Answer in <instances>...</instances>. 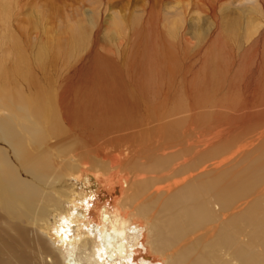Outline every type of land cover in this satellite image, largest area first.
<instances>
[{
  "label": "rangeland",
  "instance_id": "1",
  "mask_svg": "<svg viewBox=\"0 0 264 264\" xmlns=\"http://www.w3.org/2000/svg\"><path fill=\"white\" fill-rule=\"evenodd\" d=\"M253 3L254 0H0V90L7 87L15 93L20 90L35 102L42 99L38 113L44 142L31 144L22 126L19 131L32 155L46 154L54 161V169L46 170L50 181L41 184L43 191L54 193L56 199L63 189L83 192L74 179L76 174L85 176L90 172L104 178V184L109 182L105 185H118L119 177L138 170L130 165L127 168L126 163L117 168L102 162L103 167L97 168L94 152L98 144L110 140L117 146L133 139L128 134L148 122L151 113L155 117L149 124L152 130L162 120L168 128V122L176 125L174 120L184 119L185 114L189 118L188 102L196 106L197 131L208 133L222 122H227V127L232 122L236 129L235 134L222 136L223 141L214 146L212 152H218L213 162L228 158L231 151L251 142L255 134L264 130V12H252ZM210 4L214 14H208ZM263 5L259 10L263 11ZM150 7L159 14L153 11L158 15L146 17L143 11ZM14 41L19 43L22 61L13 49ZM173 109L177 115L180 111L183 114L175 117ZM241 109L252 113L246 115L248 118L237 115ZM10 110V106H4L0 117L10 114ZM162 111L172 114L164 118L166 122L157 116ZM36 117L33 113L26 121ZM183 119L177 120L182 124L177 123V129L170 128L180 131L188 120ZM17 121L23 119L17 117ZM0 147L17 165L19 176L30 180L21 159L1 138ZM202 148H198L200 152ZM227 161L220 167L213 165L212 176L233 179L246 174L251 181L264 178V136ZM139 165L140 171H145V166ZM99 188L98 184L96 191ZM259 193L257 198L264 200V182L237 202L247 203L240 210L248 212L249 201ZM101 197L110 200L107 195ZM61 200L64 203L60 209L65 211L69 204L64 197ZM261 204L264 207V202ZM261 207L243 212L249 222L261 221ZM153 211L140 218L144 236L149 232L146 221L156 212ZM55 213L54 207L49 208L46 218L52 221ZM47 224L41 231L45 243L58 250ZM21 226L35 230L27 223ZM244 230L245 240H249L252 226ZM150 256L162 260L158 254Z\"/></svg>",
  "mask_w": 264,
  "mask_h": 264
},
{
  "label": "bare ground",
  "instance_id": "2",
  "mask_svg": "<svg viewBox=\"0 0 264 264\" xmlns=\"http://www.w3.org/2000/svg\"><path fill=\"white\" fill-rule=\"evenodd\" d=\"M263 3L264 0H254L252 12L262 15L264 8L263 11L259 10V6ZM210 8L208 14H214L212 4ZM153 11L146 9L143 13L150 17L147 15H152ZM12 43L22 61L19 43ZM194 105L188 102L190 112L186 111L190 113L189 118L187 114L184 119L179 118L188 119L181 130L178 128L180 131L170 128L182 125L176 118V125L167 121L169 128L167 123H162L163 120L159 123L155 119L160 125L152 124L156 129L152 130L149 124L155 117H151V113L148 122L144 123L146 126L143 124L127 133L133 139L122 145L116 139L118 142L114 144L118 143L117 146L105 140L95 148L97 168L103 167L102 162L117 168L126 163V167L130 165L138 172H128L124 177H119L118 185L111 186L105 185L109 182L104 184V178L99 174H76L75 183L84 189L83 192H71V195L63 189L56 199L54 193H45L41 187V184L47 185L50 181L46 170L54 169V161L51 162L46 154L32 155L26 149V140L19 131L22 126L21 131L29 134L31 144L41 145L44 142L38 113L42 99L35 102L20 90L16 93L7 87L0 90V109L4 110V106L11 108L10 114L0 117V138L8 143L14 156L21 159L24 171L30 178L19 176L17 165L10 161L7 150L0 147V264H231L232 261L236 264H264V207H261L264 200L257 198L260 193L254 195L249 201L248 212L240 210L247 203L237 205L238 201L249 197V192L256 190L264 178L251 181L246 174L233 179L211 174L213 165L220 167L236 153L244 152L250 143L264 136V130L255 134L251 142L233 153L231 151L230 157L213 162L218 152H212L214 146L223 141L222 136L235 134L236 129L232 122H228L230 127H227L224 121L225 124L222 122L215 129L217 131H197ZM177 107L180 108V105ZM64 108L65 118L68 119V107ZM175 110H172V114L176 117ZM251 111L248 109L237 115L248 118L246 115ZM162 112L157 115L160 119L171 118L170 112L169 115ZM33 113L37 116L34 121H26ZM17 117H21L23 122H18ZM58 130L63 131L61 127ZM218 138L222 140L218 141ZM201 147L200 152L198 148ZM139 163L145 166V171H140ZM71 164L74 165L73 162ZM141 175L144 178H140ZM170 179L172 181L165 183ZM98 184L99 192L96 191ZM152 188L153 193L150 191ZM100 195H107L110 200L102 199ZM63 197L69 204L65 211L60 209L64 203L61 200ZM142 197L145 199L141 200ZM51 207L56 212L52 221L46 218L47 210ZM260 207L261 221L249 222L247 213ZM151 211L154 213L146 221L149 232L144 236L141 219ZM243 212L247 213L244 215ZM47 221L52 231L50 238L58 250L46 245L41 233L48 225ZM22 223L35 226V230L23 228ZM247 226H252L249 240H245L244 228ZM143 237L147 238V243ZM150 254H158L162 260L152 258Z\"/></svg>",
  "mask_w": 264,
  "mask_h": 264
}]
</instances>
